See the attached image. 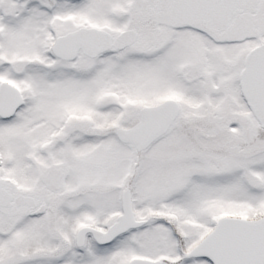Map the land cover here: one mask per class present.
I'll list each match as a JSON object with an SVG mask.
<instances>
[{
    "label": "snow or ice",
    "instance_id": "obj_1",
    "mask_svg": "<svg viewBox=\"0 0 264 264\" xmlns=\"http://www.w3.org/2000/svg\"><path fill=\"white\" fill-rule=\"evenodd\" d=\"M0 264H264V0H0Z\"/></svg>",
    "mask_w": 264,
    "mask_h": 264
}]
</instances>
